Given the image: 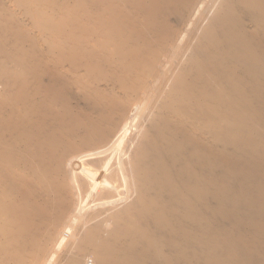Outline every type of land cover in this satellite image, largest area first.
I'll use <instances>...</instances> for the list:
<instances>
[{
  "label": "bare ground",
  "instance_id": "1",
  "mask_svg": "<svg viewBox=\"0 0 264 264\" xmlns=\"http://www.w3.org/2000/svg\"><path fill=\"white\" fill-rule=\"evenodd\" d=\"M13 4L0 264H264V0Z\"/></svg>",
  "mask_w": 264,
  "mask_h": 264
},
{
  "label": "rangeland",
  "instance_id": "2",
  "mask_svg": "<svg viewBox=\"0 0 264 264\" xmlns=\"http://www.w3.org/2000/svg\"><path fill=\"white\" fill-rule=\"evenodd\" d=\"M0 6L2 8L8 9L11 12H13L14 15H15V18L18 21H20L22 24H24L25 26H27L30 29H32L31 26H30L31 22H29V20L26 17L23 16V14L18 9V7L13 4V0H1ZM252 28H253L252 24H248V29L251 30ZM33 32L36 34V37L39 40L40 46L44 49L45 48V43H46V40H47V37L45 36L44 32L43 31L35 32L34 30H33ZM158 40H159L158 38L153 39L152 40V44L156 45L158 43ZM90 82L92 84H94L95 83L94 78H91ZM108 89L116 90L117 86H110V87H108ZM118 93H119V95H123L124 94L123 91H118ZM76 94H77L76 89L75 88L72 89L71 93H70L71 97H74V98L77 97ZM73 105L77 109H81V110H87L88 109L87 104H85L84 102H79L77 99L73 100ZM138 110H139L141 116H143L144 110H142V109H138Z\"/></svg>",
  "mask_w": 264,
  "mask_h": 264
}]
</instances>
